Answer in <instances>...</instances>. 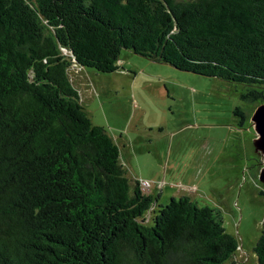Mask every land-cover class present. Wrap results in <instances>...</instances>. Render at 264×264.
<instances>
[{"label":"trees","instance_id":"trees-1","mask_svg":"<svg viewBox=\"0 0 264 264\" xmlns=\"http://www.w3.org/2000/svg\"><path fill=\"white\" fill-rule=\"evenodd\" d=\"M123 47L264 100V0H0V264H247L219 206L130 185L79 101L68 67Z\"/></svg>","mask_w":264,"mask_h":264},{"label":"rangeland","instance_id":"rangeland-1","mask_svg":"<svg viewBox=\"0 0 264 264\" xmlns=\"http://www.w3.org/2000/svg\"><path fill=\"white\" fill-rule=\"evenodd\" d=\"M116 63L108 72L77 64L67 71L91 121L118 145L130 185L146 180L141 187L155 206L181 194L219 206L226 230L238 239L235 258L257 264L263 157L254 147L251 115L261 101L244 99L241 83L128 48Z\"/></svg>","mask_w":264,"mask_h":264},{"label":"water","instance_id":"water-1","mask_svg":"<svg viewBox=\"0 0 264 264\" xmlns=\"http://www.w3.org/2000/svg\"><path fill=\"white\" fill-rule=\"evenodd\" d=\"M251 121L256 131L253 140L254 147L263 157V165L259 172V178L264 182V100L255 108L251 115Z\"/></svg>","mask_w":264,"mask_h":264},{"label":"built area","instance_id":"built-area-1","mask_svg":"<svg viewBox=\"0 0 264 264\" xmlns=\"http://www.w3.org/2000/svg\"><path fill=\"white\" fill-rule=\"evenodd\" d=\"M145 183H147V181H146V180H143V181H142V184L144 185ZM142 184H141V185H142Z\"/></svg>","mask_w":264,"mask_h":264},{"label":"crops","instance_id":"crops-1","mask_svg":"<svg viewBox=\"0 0 264 264\" xmlns=\"http://www.w3.org/2000/svg\"><path fill=\"white\" fill-rule=\"evenodd\" d=\"M70 78V77H69ZM142 188V187H141ZM143 189V188H142ZM144 190V189H143ZM144 191H146V190H144ZM146 192H148V191H146ZM151 194V193H150Z\"/></svg>","mask_w":264,"mask_h":264}]
</instances>
